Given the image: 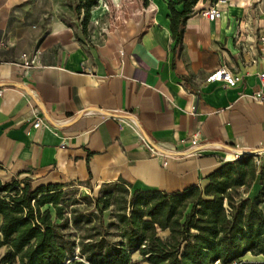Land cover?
<instances>
[{"label": "crops", "instance_id": "0c3cea01", "mask_svg": "<svg viewBox=\"0 0 264 264\" xmlns=\"http://www.w3.org/2000/svg\"><path fill=\"white\" fill-rule=\"evenodd\" d=\"M151 1L155 11L85 36L37 0H0V176L7 182L95 188L123 180L132 190L173 193L203 185L226 156L264 148V105L250 97L264 70V0H229L213 20L199 0L180 44L168 0ZM22 54L32 60L27 68ZM220 66L240 81L206 82ZM193 137L197 146L183 152L188 146L178 141Z\"/></svg>", "mask_w": 264, "mask_h": 264}, {"label": "trees", "instance_id": "16d2710c", "mask_svg": "<svg viewBox=\"0 0 264 264\" xmlns=\"http://www.w3.org/2000/svg\"><path fill=\"white\" fill-rule=\"evenodd\" d=\"M198 1L168 0L176 44ZM96 4L76 0L83 32ZM204 180L173 193L132 190L123 180L104 183L88 201L92 212L73 207L66 213L63 185L32 188L27 179L22 185L0 179V264H264V161L257 166L243 155ZM47 205L54 216L42 211ZM110 228L118 230L116 239ZM75 251L81 261L73 259ZM247 255L261 260H244Z\"/></svg>", "mask_w": 264, "mask_h": 264}, {"label": "rangeland", "instance_id": "374dc122", "mask_svg": "<svg viewBox=\"0 0 264 264\" xmlns=\"http://www.w3.org/2000/svg\"><path fill=\"white\" fill-rule=\"evenodd\" d=\"M38 4L43 6V10H53L59 15V18L66 24H70L74 28L82 30L81 26V17L76 14L74 6L76 0H37ZM217 2V0L215 1ZM229 0H226L225 3H220L219 7L228 3ZM51 3L54 4L51 7ZM151 0H97L96 6L91 8L90 18L85 26V36L96 35L99 36L107 29H115L118 27H123L130 20H134L135 16L144 15L145 12H149V5ZM210 3V0L206 1V5ZM252 7L254 6L252 2ZM2 182H7L5 178L0 176ZM27 179L30 182L32 188L45 186L48 184H61L64 187L61 189L63 192V205H67L66 213L70 211L71 208L75 207L79 211L84 213H89L93 211V204L88 203L92 199L96 198L99 195L101 185L99 187H91L88 184L80 185L75 183H53V182H44V181H34L30 178L16 177V180L22 185V182ZM120 197V196H119ZM85 198L89 199L86 200ZM42 211L49 209L52 216H54L53 209L50 205L44 206L41 208ZM115 212V207H111L108 211L104 213L105 221L110 219V213ZM96 222V219L93 220ZM110 232L114 233L113 239L117 238L116 235L119 233L118 230L114 228L109 229ZM166 233L159 232V236L164 237ZM4 253V249H0V257ZM133 260L138 259L137 252L132 254L131 257ZM76 261H81V258L78 256V251H75L74 257ZM244 260L249 261H259L261 258H254L250 255H247ZM65 264H71L70 261H67Z\"/></svg>", "mask_w": 264, "mask_h": 264}, {"label": "built area", "instance_id": "2783aa9c", "mask_svg": "<svg viewBox=\"0 0 264 264\" xmlns=\"http://www.w3.org/2000/svg\"><path fill=\"white\" fill-rule=\"evenodd\" d=\"M225 2H226V0H217V2H210L208 4L207 8H205L203 10V15L206 16L210 20L219 18L221 15V9L219 7V4L225 3ZM258 50L261 54L262 60L264 61V27L262 29L261 34L259 35V38H258ZM22 60H23V65L26 68L32 63V60H29L25 54H22ZM240 79H241V77L239 75L233 74L232 72L227 70L224 66H220V67L216 68L215 70H213L211 73H209L206 76L205 81L206 82L223 81L227 86L232 87V86H235L240 81ZM258 79H259V86L255 91H253V93L250 95V97L253 100L264 105V70L260 71L258 73ZM2 92H3V89L0 88V96L2 95ZM41 125H42V121H41L40 117H37L36 120L32 124V126L35 128H37ZM129 125L131 128H136V126L133 122L129 123ZM138 137H139L140 142L144 145V147L152 155H154L156 158L160 159L162 161L163 165H165L164 158L166 156L163 153L157 152L152 147V145H150L145 140V138L140 134V132H138ZM178 144L180 146L187 145L188 147L183 152H190L191 149H193L194 147L197 146L196 137H193L189 140L180 139L178 141ZM242 153L243 152H239V153H235V154L228 156V157L226 156L222 159V163L232 162V161L238 159L239 157L243 156ZM250 153H251L250 155L253 156L254 162L257 166H259L264 161V148L263 147L260 149H256L254 151H250ZM234 264H236V263H234Z\"/></svg>", "mask_w": 264, "mask_h": 264}, {"label": "water", "instance_id": "95a60500", "mask_svg": "<svg viewBox=\"0 0 264 264\" xmlns=\"http://www.w3.org/2000/svg\"><path fill=\"white\" fill-rule=\"evenodd\" d=\"M250 152H243L242 155H250Z\"/></svg>", "mask_w": 264, "mask_h": 264}]
</instances>
